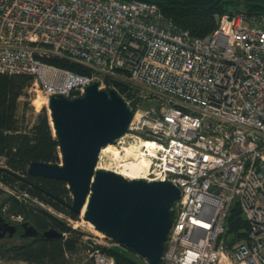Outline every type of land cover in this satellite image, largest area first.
Masks as SVG:
<instances>
[{
    "label": "built area",
    "instance_id": "2783aa9c",
    "mask_svg": "<svg viewBox=\"0 0 264 264\" xmlns=\"http://www.w3.org/2000/svg\"><path fill=\"white\" fill-rule=\"evenodd\" d=\"M216 22L197 38L158 5L138 0H0L1 74L32 77L27 90L35 100L83 97L94 83L116 91L133 110L121 140L156 145L145 180L180 190L159 264H264V13ZM115 82L141 91L127 99ZM235 207L249 227L230 247L225 235ZM101 235L107 241L95 244L129 252ZM92 256L115 264L101 250Z\"/></svg>",
    "mask_w": 264,
    "mask_h": 264
},
{
    "label": "water",
    "instance_id": "95a60500",
    "mask_svg": "<svg viewBox=\"0 0 264 264\" xmlns=\"http://www.w3.org/2000/svg\"><path fill=\"white\" fill-rule=\"evenodd\" d=\"M264 6V0H239ZM52 126L58 136L62 165L34 162L29 174L63 181L71 190V210L94 228L133 250L149 264H159L164 242L172 226V204L180 190L170 181L128 179L114 171L98 169L102 150L128 133L133 110L116 91L99 90L94 83L83 97L48 99ZM23 238H61L56 229L44 233L23 224ZM17 229L0 214V239Z\"/></svg>",
    "mask_w": 264,
    "mask_h": 264
},
{
    "label": "trees",
    "instance_id": "16d2710c",
    "mask_svg": "<svg viewBox=\"0 0 264 264\" xmlns=\"http://www.w3.org/2000/svg\"><path fill=\"white\" fill-rule=\"evenodd\" d=\"M153 3L163 13L173 19L177 26L190 32L193 37L205 38L216 29L217 15L235 13L263 14L264 6L239 0H138ZM80 75H89L91 70L81 64L67 60L50 61ZM32 77L0 73V182L10 188H18L32 198L41 201L72 220H79L80 215L71 210V190L68 184L54 179L34 177L29 174V167L34 162H46L59 165L61 153L58 136L54 134L52 118L43 109L29 129L23 127L19 109L20 100L28 96L27 89ZM120 90L130 86L118 84ZM5 191L0 187V198ZM11 215H25L29 222L40 231L56 229L61 238L36 239L24 246H15L7 250L6 258L12 262L31 264H69L78 245L83 242L81 235L66 221L54 217L45 210L28 207L13 198L10 202ZM5 204V205H6ZM8 221H10L7 218ZM11 222V221H10ZM248 224L241 210L235 207L227 219L225 241L228 246L245 239ZM85 247L88 243H84ZM91 250H92V246ZM90 250V249H89ZM115 259V264H142L135 257V252H122L118 249H101Z\"/></svg>",
    "mask_w": 264,
    "mask_h": 264
},
{
    "label": "rangeland",
    "instance_id": "374dc122",
    "mask_svg": "<svg viewBox=\"0 0 264 264\" xmlns=\"http://www.w3.org/2000/svg\"><path fill=\"white\" fill-rule=\"evenodd\" d=\"M221 16V15H217ZM118 84H126L129 87L127 90H120L118 87ZM115 86L118 89V91L124 95L127 99H132L134 97L133 92L137 93L141 91V88L133 86L129 84L128 82H115ZM28 96L24 97L20 100V109H19V115L23 124V127L29 129L34 125V123L37 120V116L42 112L43 109L47 110V113L49 117H51V110L48 105H43L42 102H45L46 98L40 97L37 102L36 106L33 104L35 97L32 93H29L27 90ZM140 104L143 107H147L148 103L140 102ZM42 106V108H41ZM52 118V117H51ZM55 134V132H54ZM56 135V134H55ZM139 141L135 142L134 140L130 139V137H126L124 140H120L119 142L115 143L113 146H116L119 150V160L122 161L127 156V151L131 147V145L138 144ZM59 165L63 164L62 154H59ZM105 161L102 159L100 166H105ZM98 167L100 168V166ZM98 168V169H99ZM0 187H2L5 191L4 195L0 198V214L3 215L6 219L8 218L11 223H20L22 221H25V223H29L30 225L34 226L32 223H30L28 218L25 215H11L12 213L9 212L10 205L6 204V202H10L11 199L17 198L19 201L25 203L28 207H33L36 209L45 210L54 217L59 218L60 220L66 221L75 231H77L83 240L82 243L78 245V249L76 253L69 258V264H96L93 255V251L95 250H101V249H107L106 246H104L103 243L95 244V241L98 242H104L107 241L105 238H102V235L100 232H98L94 227L89 225L90 222L84 219V216L81 214L79 217V220L75 221L69 218L66 214L60 213L54 208L43 204L41 201H38L34 198H32L27 193H23L18 188H10L6 185L2 184L0 182ZM71 196V205L73 204L72 194ZM6 204V205H5ZM12 217L14 219L12 220ZM13 225V224H10ZM15 226V225H13ZM36 227V226H34ZM37 228V227H36ZM24 230V229H23ZM37 230H39L37 228ZM40 231V230H39ZM41 233H44L43 231H40ZM30 239H24L18 235H16L13 238H5L0 239V264H26L23 262H12L6 258V251L11 249L15 246H24L28 243H30ZM84 243H88L86 245ZM92 246V250L91 247ZM90 249V250H89ZM113 249V248H112ZM102 251V250H101ZM139 261L144 264V261L139 259Z\"/></svg>",
    "mask_w": 264,
    "mask_h": 264
},
{
    "label": "bare ground",
    "instance_id": "6f19581e",
    "mask_svg": "<svg viewBox=\"0 0 264 264\" xmlns=\"http://www.w3.org/2000/svg\"><path fill=\"white\" fill-rule=\"evenodd\" d=\"M37 99L33 102L36 106ZM42 106L48 105V99L42 102ZM41 106V108H42ZM52 123V122H51ZM156 145L151 141H141L138 144L131 145L127 151V156L124 160H119V150L116 146L110 145L105 147L101 152V158L105 161V166H100L99 169L114 171L119 175L128 179H146L145 172L150 165V160L147 153L154 154ZM85 212V208L83 214ZM82 214V215H83ZM94 227L91 223H89Z\"/></svg>",
    "mask_w": 264,
    "mask_h": 264
},
{
    "label": "flooded vegetation",
    "instance_id": "af4514ba",
    "mask_svg": "<svg viewBox=\"0 0 264 264\" xmlns=\"http://www.w3.org/2000/svg\"><path fill=\"white\" fill-rule=\"evenodd\" d=\"M2 217L5 219V222H6V223H9V224H13V225H15L17 231H16V233L14 234L13 237H15L16 235H18V236H20V237L23 238V234H24L23 224L25 223V221H22V222H20V223H11V222L8 221L3 215H2ZM43 232H44V231H43ZM13 237H9L8 232H7L6 236H5L3 239H5V238H13ZM40 238H41V237H38V238H24V239H30L31 241H33V240L40 239ZM21 262H22V261H21ZM23 263L31 264V263H28V262H23Z\"/></svg>",
    "mask_w": 264,
    "mask_h": 264
}]
</instances>
